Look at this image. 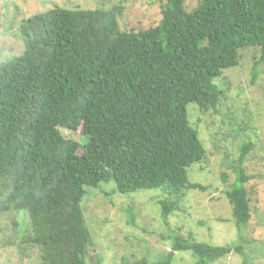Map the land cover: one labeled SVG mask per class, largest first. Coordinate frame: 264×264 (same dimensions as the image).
Here are the masks:
<instances>
[{
    "label": "trees",
    "instance_id": "obj_1",
    "mask_svg": "<svg viewBox=\"0 0 264 264\" xmlns=\"http://www.w3.org/2000/svg\"><path fill=\"white\" fill-rule=\"evenodd\" d=\"M123 11L54 6L21 22L23 53L0 63V215H22L13 224L24 226L16 243L0 235V250L37 251L40 264H89L82 203L91 190L112 180L120 195L160 190L165 222L188 191H207L188 178L206 150L187 108L217 113L225 91L215 80L244 51H259L256 79L264 0H198L192 11L185 0H167L160 23L142 31L120 29ZM61 128L90 141L81 145ZM254 148L243 142L224 192L240 233L252 218L246 162ZM171 251L169 260L191 252L195 264L245 255L241 243L215 247L191 236L175 238Z\"/></svg>",
    "mask_w": 264,
    "mask_h": 264
},
{
    "label": "rangeland",
    "instance_id": "obj_2",
    "mask_svg": "<svg viewBox=\"0 0 264 264\" xmlns=\"http://www.w3.org/2000/svg\"><path fill=\"white\" fill-rule=\"evenodd\" d=\"M167 0H0V63L19 56L24 47L18 38L23 20L45 12L54 6L71 9H111L121 5L124 11L118 19L123 31H142L157 26ZM198 0H185L192 11ZM245 52V53H244ZM241 51L237 67L228 69L215 80L225 91L217 113L202 114L197 105L187 108L189 123L197 129L206 159L188 170L191 183L206 186V192L190 190L184 196L181 209L165 222L159 200L167 197L160 190H141L120 195L112 180L101 189L91 190L82 207L92 236L86 257L89 264H152L168 261L172 243L177 237L206 243L215 247L244 246L245 255L232 253L213 264H264V64L253 66L259 51ZM64 137L81 145L90 141L81 132L60 129ZM252 140L255 148L246 162L247 173L253 176L247 187L253 189L252 218L240 233L232 216V206L224 194L235 181L233 168L243 142ZM226 177V182L223 178ZM22 215H0V235L18 242L22 227L14 228L13 220ZM241 236L243 239L240 241ZM171 264H195L191 252H176ZM0 264H40L38 252L21 255L12 246L0 250Z\"/></svg>",
    "mask_w": 264,
    "mask_h": 264
}]
</instances>
